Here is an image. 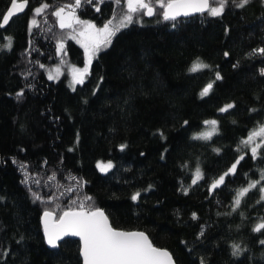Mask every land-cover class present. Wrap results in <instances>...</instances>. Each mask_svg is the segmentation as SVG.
Returning a JSON list of instances; mask_svg holds the SVG:
<instances>
[{
  "label": "trees",
  "instance_id": "obj_1",
  "mask_svg": "<svg viewBox=\"0 0 264 264\" xmlns=\"http://www.w3.org/2000/svg\"><path fill=\"white\" fill-rule=\"evenodd\" d=\"M28 2L0 27V264H83L78 239L52 249L42 224L46 211L59 218L81 202L115 229L145 232L176 264H264V229L254 231L264 223V147L253 157L241 144L264 124V0H226L218 16L175 21L134 13L75 88L49 79L54 66L86 64L76 30L54 12L115 27L126 0ZM10 5L0 0V14ZM197 62L207 67L192 71ZM212 120L211 138L194 139Z\"/></svg>",
  "mask_w": 264,
  "mask_h": 264
},
{
  "label": "snow or ice",
  "instance_id": "obj_2",
  "mask_svg": "<svg viewBox=\"0 0 264 264\" xmlns=\"http://www.w3.org/2000/svg\"><path fill=\"white\" fill-rule=\"evenodd\" d=\"M11 7L7 10L6 14L2 15V24L0 27L7 25L10 18L16 14V12L24 11L27 6L28 0H23V3H18L17 0H10ZM91 2V0H88ZM117 4L121 3V0H115ZM158 4V9L154 8L152 5V0H126L127 13L123 17L121 23L118 26H113V21L110 19L102 27L97 28L96 25L88 22L81 21L75 17L74 13H69L67 17L63 15L64 8H60L54 12V15L59 17V23L61 28L71 27L72 23L81 24L82 30L80 36L83 37V46L85 52L88 55V60L83 69L73 68V83H83V77L88 73L89 66L91 64L92 57L101 49L102 46H107L111 43V38L116 34L121 27H126L128 23L133 20V13L143 12L144 15L152 16L156 11H160L164 20L175 21L180 16H188L191 13H203L208 11L212 16H218L223 12L226 0H211V3L217 6H210V0H155ZM248 0H243L239 6L243 7ZM81 0H75V6L79 7ZM48 8L47 4H43L40 7L34 9L35 15L41 14L44 9ZM32 25L35 26L37 21L32 20ZM8 47L11 46V38H8ZM62 48L63 45H60ZM264 53V49L259 50ZM227 55V53H225ZM207 65H203L201 62L194 64L192 71L200 70L205 68ZM59 72V69H57ZM49 76V79H52ZM221 77L217 73V79ZM213 85L209 83L201 92V96H205L212 89ZM233 105H226L220 111H228ZM206 125H211V131H206L194 139H209L216 131L215 120L205 121ZM256 137H261V142L264 143V124L259 125L256 129L249 132L247 139L242 140L241 144L247 147L252 144ZM124 147V146H122ZM260 144H256L252 147L251 152L253 157L257 154V149ZM243 159V157H241ZM236 163H239L237 161ZM100 166V165H98ZM112 165L109 163L107 165L100 166L102 171H106ZM236 169V164L234 163L231 168L224 175L220 176L215 180L211 188L215 189L219 185L224 183L225 176L229 173H234ZM196 179L193 183H196L198 179L201 178V173L199 168L196 169L195 173ZM55 174L49 177V180L54 179ZM75 179V178H73ZM264 179V175H262ZM37 183H39L37 181ZM254 182L249 187H255ZM264 190V189H262ZM72 191V189H68ZM249 188L241 189L237 192V198L235 203L239 205L240 197H243ZM37 200L40 197L33 193ZM139 193L133 195L132 199L136 200ZM91 200V197L87 198ZM73 204L76 201H72ZM53 213L46 211L44 213V231L47 236V242L52 247H57V241L63 236H77L80 237L82 241V255L84 259V264H174L171 254L164 249L157 248L153 246L149 238L143 232H125L114 229L108 222L107 216L100 209L85 210L84 204L81 202L79 205V210H73L69 208L64 211L62 215L59 216L58 220L54 223L51 222ZM264 229V223L258 225L254 231H260ZM264 243V241H261ZM238 247V246H234Z\"/></svg>",
  "mask_w": 264,
  "mask_h": 264
},
{
  "label": "rangeland",
  "instance_id": "obj_3",
  "mask_svg": "<svg viewBox=\"0 0 264 264\" xmlns=\"http://www.w3.org/2000/svg\"><path fill=\"white\" fill-rule=\"evenodd\" d=\"M74 13V12H72L71 10L70 11H64V13H63V15L65 16V17H67L68 16V14L69 13ZM132 16H133V20L132 21H134V13L132 14ZM76 17V16H75ZM77 18V17H76ZM80 20V19H79ZM81 21H84V20H81ZM119 21H122V19L121 20H119ZM91 23V22H90ZM93 24V23H92ZM129 24V23H128ZM95 25V24H94ZM71 27H73L74 28V30H76V33H77V36H78V38L80 39V41L83 43V37H81L79 34H80V32H81V30H82V25L81 24H77V23H75V22H73L72 23V25H71ZM97 28H100V27H98V26H96ZM107 46H102L101 47V49L96 53V55L99 53V52H101V51H103V50H105V48H106ZM86 53V52H85ZM86 62H87V60H88V55L86 54ZM57 69H59V72H57ZM73 69V68H72ZM72 69H70V68H68L67 66H63L62 68H60L59 66H54V67H52L50 70H49V73H48V75L49 76H52L53 78H52V80H62V79H66L67 81H68V85L71 87V88H75L76 87V83H73V78L71 77V74H72ZM211 129H212V126H210L206 131H211ZM205 131V132H206ZM256 144H260V147L257 149V154L256 155H258V153H259V151H260V149L261 148H263L264 147V143H262L261 142V137H256L255 139H254V141H253V143L252 144H249L248 146L250 147V150L252 149V147H254ZM242 156V155H241ZM241 158V157H240ZM237 164V163H236ZM58 219V218H57Z\"/></svg>",
  "mask_w": 264,
  "mask_h": 264
},
{
  "label": "water",
  "instance_id": "obj_4",
  "mask_svg": "<svg viewBox=\"0 0 264 264\" xmlns=\"http://www.w3.org/2000/svg\"><path fill=\"white\" fill-rule=\"evenodd\" d=\"M17 2L18 3H23V0H17ZM10 7H11V5H10ZM9 7V8H10ZM28 7H29V2H27V6L24 8V11H22V12H16V14H14L11 18H10V20H9V23H10V21L12 20V18L13 17H16V16H19V15H22V14H24L26 11H27V9H28ZM206 12V11H205ZM204 13V12H203ZM198 14H201V13H191L190 15H188V16H180V17H184V18H189V17H192V16H194V15H198ZM154 15V14H153ZM152 15V16H153ZM147 17H152V16H148V15H146ZM3 22V21H2ZM8 23V24H9ZM7 24V25H8ZM7 25H4L3 26V28H5ZM87 211V210H86ZM102 211V210H101ZM104 212V211H103ZM104 214H105V216H107L106 215V213L104 212ZM108 218V217H107ZM58 219H57V217H56V215L53 213V216H52V219H51V222L52 223H54V222H56ZM108 222H109V224L111 225V223H110V220H109V218H108ZM42 224H43V230H44V214H43V216H42ZM112 226V225H111ZM113 227V226H112ZM115 229V228H114ZM116 230H118V229H116ZM120 231H123V230H120ZM125 232H143V231H125ZM143 233H145V232H143ZM44 235H45V238H46V242H47V236H46V234H45V231H44ZM145 235H147L146 233H145ZM69 236H71V235H69ZM148 236V235H147ZM66 236H63L60 240H62L63 238H65ZM71 237H73V238H75V239H78L80 242H81V254H82V241H81V239H80V237H77V236H71ZM149 238V237H148ZM60 240H58L57 241V247H58V242L60 241ZM149 240H150V238H149ZM150 242H151V240H150ZM152 243V242H151ZM47 244H48V246L50 247V248H52V249H56L57 247H52L48 242H47ZM154 246V245H153ZM156 247V246H155ZM157 248H159V247H157ZM160 249H162V248H160ZM164 250H167V249H164ZM168 251V250H167ZM169 252V251H168ZM170 253V252H169ZM171 254V253H170ZM172 256V255H171ZM82 259H83V255H82ZM172 259H173V257H172ZM173 261H174V259H173ZM83 264H84V259H83ZM174 264H176L175 263V261H174Z\"/></svg>",
  "mask_w": 264,
  "mask_h": 264
}]
</instances>
